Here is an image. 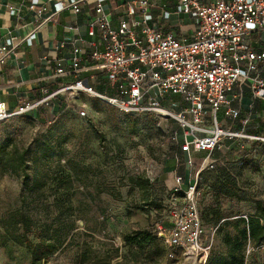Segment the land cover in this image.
I'll return each mask as SVG.
<instances>
[{
  "label": "rangeland",
  "instance_id": "obj_1",
  "mask_svg": "<svg viewBox=\"0 0 264 264\" xmlns=\"http://www.w3.org/2000/svg\"><path fill=\"white\" fill-rule=\"evenodd\" d=\"M53 104L56 101L48 99L36 109L50 110L47 117L44 112L28 113L0 125V264H29L23 243L7 237L6 244L1 243L4 224L22 234L21 215L30 219L34 242L36 236L64 238L41 264H199L155 239L141 251L123 238L141 230L152 234L175 207L161 183H168L164 171L170 166L183 177L177 203L184 199L183 189L194 185L210 242L206 264L228 260L224 234L235 229L217 232L213 211L230 219L236 214L246 217L255 213L256 202L264 203L263 141L222 139L220 148L211 152L190 149L192 163L185 164L181 141L169 137L178 131L171 119L135 114L131 131L126 114L103 100L81 94L68 99L59 112ZM79 110L85 114H77ZM224 181L235 183V195L218 190ZM243 255V264H264V241L257 247L246 242Z\"/></svg>",
  "mask_w": 264,
  "mask_h": 264
},
{
  "label": "built area",
  "instance_id": "obj_2",
  "mask_svg": "<svg viewBox=\"0 0 264 264\" xmlns=\"http://www.w3.org/2000/svg\"><path fill=\"white\" fill-rule=\"evenodd\" d=\"M77 0L56 3L59 11L75 9ZM96 0L94 15L87 24L90 53L84 57L82 46L72 48L68 66L57 64L58 76L75 75L88 69L104 70L111 93L98 92L83 79L63 82L39 100L22 102L10 110L0 96V125L11 117L30 113L46 100L67 93V100L87 95L103 100L122 113H153L175 122L178 131L169 135L181 141L182 151L211 152L220 148L222 139L258 140L264 136L235 130L239 119L246 126L250 117H241L233 106L247 88L252 98L264 103V0H175V13L192 20L191 33H164L154 18L151 0H132L125 4V16L112 25L103 5ZM31 7V6H30ZM41 11L44 8L40 9ZM162 20L170 18L166 3H161ZM11 13L13 11L11 10ZM260 33L258 45L250 35ZM34 34L25 42L30 44ZM70 40V36H64ZM15 47V37L8 35L0 43V64ZM235 88L239 91L233 93ZM46 93V89L43 90ZM176 97L177 99H174ZM84 115V110L77 111ZM191 164V158L187 159ZM172 207L166 219L157 223L155 235L168 248L180 249L205 264L210 242L200 220L194 199V185L183 189L184 199L175 196L183 177L174 174Z\"/></svg>",
  "mask_w": 264,
  "mask_h": 264
},
{
  "label": "crops",
  "instance_id": "obj_3",
  "mask_svg": "<svg viewBox=\"0 0 264 264\" xmlns=\"http://www.w3.org/2000/svg\"><path fill=\"white\" fill-rule=\"evenodd\" d=\"M58 1L66 5L69 3V0H0V43L8 35L15 37L13 52L0 64V96L10 110L22 102L39 100L44 95L43 90L48 86L54 90L63 82H71L78 78L92 85L98 92L104 93L107 88L104 70L88 69L68 76L55 74L57 64L69 65L73 47L82 46L84 57L90 53L87 24L94 15L96 4V0H77L75 9L67 6L57 11L55 5ZM129 1L132 0H104V9L113 26L125 16V4ZM151 3L157 9L153 13L154 18L164 33L171 32L175 35L191 33L192 20L188 16L175 13V0H151ZM161 3H166V10L171 13L170 18L165 21L159 12ZM41 8L44 10L41 11ZM32 32L34 38L27 44L25 37ZM64 36H70V40L64 39ZM259 36L260 33L256 32L250 35L254 45H258L256 38ZM261 47L264 48V42L261 43ZM262 75L264 76V69ZM237 91L239 90L235 88L233 93ZM54 97L50 99L57 103ZM243 99L245 103H242ZM252 99L251 101L246 99L242 92L233 106L239 108L242 115L254 113L264 124V107L256 99ZM65 102L67 105L66 97ZM55 105L57 104H53ZM37 108L38 106L30 113L42 116L44 112L46 117L52 113L50 110L36 111ZM180 155L186 164L190 155L184 151H181ZM164 172L169 179L168 183L161 181L163 188L167 192L173 191L176 187L174 174L181 175V172L171 166Z\"/></svg>",
  "mask_w": 264,
  "mask_h": 264
},
{
  "label": "trees",
  "instance_id": "obj_4",
  "mask_svg": "<svg viewBox=\"0 0 264 264\" xmlns=\"http://www.w3.org/2000/svg\"><path fill=\"white\" fill-rule=\"evenodd\" d=\"M85 83L88 84L87 82ZM54 90L53 88L48 86L46 89V93H44L43 97L46 94ZM248 91L249 90L247 88H244L242 90L243 96L249 101H251L252 96L250 92ZM104 92L111 93L109 89L107 88ZM54 98L57 99V103H56L57 105H55L56 109L54 110L55 112H59L60 110L63 109L64 106H67L64 98L60 99L59 95H56ZM256 101L261 103V105L264 107V103L262 101H259L257 99ZM124 114H126V118L129 121L131 131H134L135 121H136L134 118L135 114L133 113H124ZM143 114H151V115L156 116L155 114L149 113V112L143 113ZM246 115L250 117L249 123L246 126H241L239 123V119H235L232 125L233 129L235 130L243 129L245 133L257 135V136H264V124L261 123V125H259L260 119L257 116H255L254 113L250 115L249 114H246ZM246 115H242L241 113V117L246 116ZM226 140L231 143H237V142H242V141H252L253 143L260 142L258 140H245V139H242V140L226 139ZM10 162H16V160L10 161ZM19 162H23L22 154H20ZM18 167H19V164L12 167L9 170V172L14 173L18 169ZM224 183L225 185L218 186V190L228 196L235 195L236 193L235 183L233 181L231 182L224 181ZM171 193H172V190L168 191V194H171ZM178 194L179 192L176 193V195ZM255 210L256 211L254 214L248 215L246 217H241V216H238V214H236L234 215V218L232 219H230V217H232L231 215L223 216L220 210L213 211L212 222L216 226L217 232L220 233L224 228H227V227H231L235 229L234 234H230L225 231L224 242L228 248V260H226L225 262L221 264H243V260H244L243 250H244L246 242H250L252 243L254 247H257L264 241V203L261 201L256 202ZM199 216H200V213H199ZM200 220L202 222L201 216H200ZM18 222H20L21 224V227L23 230L22 234L21 235L15 234L13 230L10 229L11 228L10 226H8L7 224H4L3 225L4 233L1 235V243L2 245L6 244L7 242L6 237L9 240H13L18 243H23L29 252V264H41V261L45 257H47L48 255L56 251L63 243L64 238L61 237L60 234H57V235L52 234V235L46 236L45 238L36 236L37 240L34 242L32 239L33 234L30 230V226H31L30 219L21 215ZM154 232L150 234L144 230H141V231H136L130 235H125L123 238L127 244L134 246L136 247L137 250H141V251L145 248V246L150 241V239H155L156 241L160 242L162 246L167 247L163 239H161L160 237H157ZM209 256H210V250H209L208 258Z\"/></svg>",
  "mask_w": 264,
  "mask_h": 264
}]
</instances>
